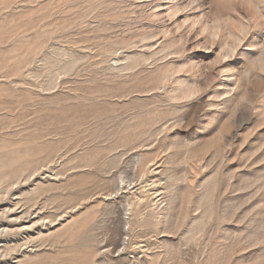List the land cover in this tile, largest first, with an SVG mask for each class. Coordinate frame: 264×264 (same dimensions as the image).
Segmentation results:
<instances>
[{
    "label": "rangeland",
    "instance_id": "1",
    "mask_svg": "<svg viewBox=\"0 0 264 264\" xmlns=\"http://www.w3.org/2000/svg\"><path fill=\"white\" fill-rule=\"evenodd\" d=\"M0 264H264V0H0Z\"/></svg>",
    "mask_w": 264,
    "mask_h": 264
}]
</instances>
